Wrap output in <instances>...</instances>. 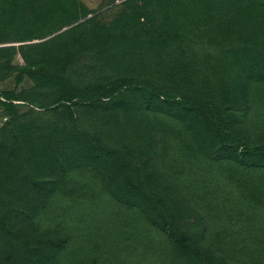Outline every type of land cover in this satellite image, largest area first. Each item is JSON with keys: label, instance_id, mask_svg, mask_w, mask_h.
I'll list each match as a JSON object with an SVG mask.
<instances>
[{"label": "rangeland", "instance_id": "obj_1", "mask_svg": "<svg viewBox=\"0 0 264 264\" xmlns=\"http://www.w3.org/2000/svg\"><path fill=\"white\" fill-rule=\"evenodd\" d=\"M43 1L0 0V126H43L0 145V264H264V0H65L69 82L105 94L55 109Z\"/></svg>", "mask_w": 264, "mask_h": 264}, {"label": "trees", "instance_id": "obj_2", "mask_svg": "<svg viewBox=\"0 0 264 264\" xmlns=\"http://www.w3.org/2000/svg\"><path fill=\"white\" fill-rule=\"evenodd\" d=\"M52 1L55 8L59 10L60 18L56 19L54 23H46V28L55 29L62 28L60 30V42L58 41V47L60 48L55 60H48L49 63L57 61L55 66H44V69H31L27 70L28 74L32 77V80H38L44 85L50 84L51 87L54 86L52 93L48 99L45 101L51 103V109H55L58 105L71 104L76 102V100H88L95 101L103 91H99V84H89L84 88L74 87L69 82V65L74 61L76 57V49L71 46V43L66 41H71L74 37L81 36L82 38L90 37L89 32L92 28V18L85 17L83 13L82 5L77 4L72 7H68V3L65 0H44L43 5H46ZM60 3V4H59ZM51 6V3H50ZM48 11V10H47ZM71 24V25H70ZM80 58V57H79ZM76 59H78L76 57ZM87 89V93L84 94ZM94 89V91H93ZM19 91L14 92L5 91L4 100L2 104L4 107L11 110H15L17 106L20 105H35L33 102L20 99L21 101H13L18 95ZM105 94V93H104ZM103 96V95H102ZM35 103L38 100H34ZM37 106V105H35ZM37 107H40L39 105ZM22 113L19 114V120L14 124H8L7 122L0 126V137H2L0 145L7 144V148L10 151V161L15 160V155L17 151L22 152L23 148H31V145L38 142L39 139L43 137V131L40 129L43 126L36 122L29 123L27 120H24V117L21 118Z\"/></svg>", "mask_w": 264, "mask_h": 264}]
</instances>
